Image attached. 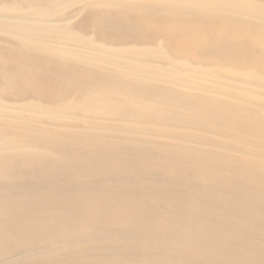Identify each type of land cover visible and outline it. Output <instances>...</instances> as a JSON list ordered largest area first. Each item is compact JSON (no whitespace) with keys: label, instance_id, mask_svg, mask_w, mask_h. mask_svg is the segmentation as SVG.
I'll return each mask as SVG.
<instances>
[{"label":"bare ground","instance_id":"obj_1","mask_svg":"<svg viewBox=\"0 0 264 264\" xmlns=\"http://www.w3.org/2000/svg\"><path fill=\"white\" fill-rule=\"evenodd\" d=\"M242 77L264 0H0V264H264Z\"/></svg>","mask_w":264,"mask_h":264},{"label":"rangeland","instance_id":"obj_2","mask_svg":"<svg viewBox=\"0 0 264 264\" xmlns=\"http://www.w3.org/2000/svg\"><path fill=\"white\" fill-rule=\"evenodd\" d=\"M147 58L152 59V60L156 59L155 57H153V55H149V56H147ZM232 84H234L236 86L244 87V88H249L252 91H254L255 93H257L258 95L264 94V81H260V80L256 81L255 78L250 79L248 77H242V81L232 82ZM255 84H257L259 86L255 85ZM210 85H213V83H210Z\"/></svg>","mask_w":264,"mask_h":264}]
</instances>
